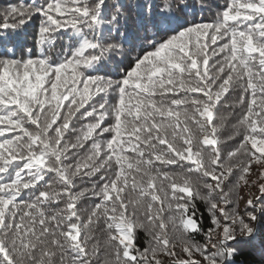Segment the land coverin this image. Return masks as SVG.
<instances>
[{"label":"snow or ice","instance_id":"snow-or-ice-1","mask_svg":"<svg viewBox=\"0 0 264 264\" xmlns=\"http://www.w3.org/2000/svg\"><path fill=\"white\" fill-rule=\"evenodd\" d=\"M223 107L240 109L226 152ZM245 249L264 264V0L0 8V264H236Z\"/></svg>","mask_w":264,"mask_h":264},{"label":"trees","instance_id":"trees-1","mask_svg":"<svg viewBox=\"0 0 264 264\" xmlns=\"http://www.w3.org/2000/svg\"><path fill=\"white\" fill-rule=\"evenodd\" d=\"M9 2H16V0H0V8L4 7ZM224 3V0H213V5L220 4L222 5ZM215 11V7H213L212 12H205L203 14L205 20H209L212 17V14ZM34 25L29 26V32L33 30ZM236 99L235 94L231 96V98L228 100V103L231 104ZM220 114L225 118L224 120V128L220 132L221 136V148L223 151L230 150L231 147H233L240 139L238 135H235V130L233 128V125L236 123L237 119L240 116V109L238 107L236 108H228L223 107L220 109ZM229 136H232V139L229 140ZM186 163V162H185ZM184 167V164L180 166H165V170H169L174 173H178L182 170ZM85 187H90V184H85ZM77 187H80V184L78 183ZM245 191H247L246 188L242 187L240 190V195L246 196ZM32 193L27 192L24 195V199L27 200L31 197ZM94 202V198L88 197L85 200H82L80 205L78 206L81 212H83L84 209L90 208ZM198 210L201 213H204L205 217H207V212L205 210V206L202 202L197 201ZM241 207H243V202L240 204ZM64 204L59 203V205H53L49 210L50 211H59L60 209H63ZM207 226V224H206ZM99 235V233H97ZM137 238H138V245L139 246H146L145 245V234L142 231L137 232ZM199 239V237H197ZM260 256L258 254V251H252L250 249H245L242 255H238L236 257V264H259Z\"/></svg>","mask_w":264,"mask_h":264},{"label":"rangeland","instance_id":"rangeland-1","mask_svg":"<svg viewBox=\"0 0 264 264\" xmlns=\"http://www.w3.org/2000/svg\"><path fill=\"white\" fill-rule=\"evenodd\" d=\"M245 194L248 195L247 191H245Z\"/></svg>","mask_w":264,"mask_h":264}]
</instances>
